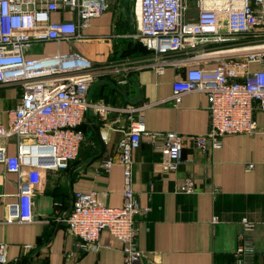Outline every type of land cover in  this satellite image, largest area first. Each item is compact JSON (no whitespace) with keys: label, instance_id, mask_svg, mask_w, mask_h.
<instances>
[{"label":"crops","instance_id":"1","mask_svg":"<svg viewBox=\"0 0 264 264\" xmlns=\"http://www.w3.org/2000/svg\"><path fill=\"white\" fill-rule=\"evenodd\" d=\"M107 8L93 17L70 43H34L28 58L54 57L75 52L91 63L95 78L88 90L92 102L103 101L111 110L104 119L92 110L80 126L84 133L77 156L67 170H54L49 161L36 165L30 156L22 167L24 189L34 196V221L7 223L15 212L21 180L0 163V243L7 248L10 264H122V243L108 232L99 237L96 252L78 249L69 234L66 219L76 192L95 191L106 206L123 202V168L101 169L103 159L117 156V144L131 119H142L146 133H177L183 137L181 165L176 173H162L157 164L160 154L148 135L141 136L133 151V191L140 209L147 214L135 217L137 243L143 253L141 264H262L264 254V136L233 135L222 140L219 150L202 154L192 137L208 129V98L204 93L183 95L178 104L169 100L174 81L184 78L185 68L177 63L186 52L168 55L171 61L162 74L155 68L131 70L125 78L106 70L135 31L134 0H106ZM54 21H74L72 13L53 15ZM141 54L133 62H143ZM125 60V59H124ZM128 60V59H126ZM256 64L250 69L257 70ZM21 99L17 85H0V123L8 126L9 111ZM162 102V103H159ZM159 103V104H156ZM144 104L150 107L142 109ZM128 109L132 110L129 112ZM255 118L264 128V112ZM0 148L16 156V140L0 139ZM45 162V163H44ZM251 165V168H248ZM192 179L194 194H182L178 187ZM213 218L217 222H213ZM246 219L251 228L246 229ZM31 246V249H26ZM246 251L238 253L239 248Z\"/></svg>","mask_w":264,"mask_h":264},{"label":"built area","instance_id":"2","mask_svg":"<svg viewBox=\"0 0 264 264\" xmlns=\"http://www.w3.org/2000/svg\"><path fill=\"white\" fill-rule=\"evenodd\" d=\"M106 8V0H0V85L21 88L19 103L9 111L8 126L0 123V139L18 143L16 156L0 148V163L21 180L19 201L7 223L34 221V196L22 184V167L30 156L36 165L45 160L49 162L44 165L54 170H67L84 141L80 126L86 112L92 110L104 119L113 110L103 101L88 99L95 78L91 63L75 52L28 58V49L39 42L70 43ZM60 12L72 13L76 20L54 21L53 15ZM134 17L135 31L127 38L140 43L149 59L123 60L106 67L123 77L120 83L134 69L149 66L162 74L171 62L168 55L186 52L177 63L185 68L184 78L173 82L169 100L178 104L183 95L193 92L207 96L208 129L192 137L195 148L204 154L221 149L228 136H264L254 114L264 112V0H134ZM253 64L260 68L252 71ZM150 106L144 104L142 109ZM131 120L117 144L116 158L101 162L104 172L117 164L123 168L122 205L106 206L95 191L76 192L66 223L79 250L98 251L105 231L122 243V264H141L135 217L149 209L137 205L131 155L140 147L141 136L148 135L160 154V171L176 173L182 163L183 137L174 132L146 133L142 119ZM177 190L194 194L193 180H185ZM242 224L251 228L246 219ZM7 248L0 243V264H10ZM243 250L247 249L240 247L237 252ZM18 263L15 259L12 264Z\"/></svg>","mask_w":264,"mask_h":264},{"label":"trees","instance_id":"3","mask_svg":"<svg viewBox=\"0 0 264 264\" xmlns=\"http://www.w3.org/2000/svg\"><path fill=\"white\" fill-rule=\"evenodd\" d=\"M141 54H149L147 50L138 42L128 41L123 51L118 55V59H135Z\"/></svg>","mask_w":264,"mask_h":264},{"label":"rangeland","instance_id":"4","mask_svg":"<svg viewBox=\"0 0 264 264\" xmlns=\"http://www.w3.org/2000/svg\"><path fill=\"white\" fill-rule=\"evenodd\" d=\"M250 35H246L245 37H249ZM247 39V38H246ZM262 43H264V37L261 39Z\"/></svg>","mask_w":264,"mask_h":264},{"label":"water","instance_id":"5","mask_svg":"<svg viewBox=\"0 0 264 264\" xmlns=\"http://www.w3.org/2000/svg\"><path fill=\"white\" fill-rule=\"evenodd\" d=\"M43 163L42 161L40 162V164Z\"/></svg>","mask_w":264,"mask_h":264}]
</instances>
